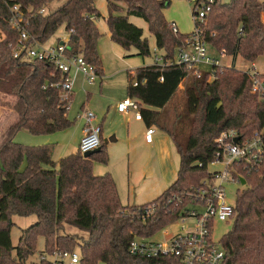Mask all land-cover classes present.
<instances>
[{
  "label": "trees",
  "instance_id": "trees-1",
  "mask_svg": "<svg viewBox=\"0 0 264 264\" xmlns=\"http://www.w3.org/2000/svg\"><path fill=\"white\" fill-rule=\"evenodd\" d=\"M55 1L0 0V28L5 34L0 39V91L16 97L12 108L17 113V121L0 145V264H27L37 252L41 236L45 241L43 254L75 251L79 246L80 264H181L175 256L132 255V233L156 235L185 214V209L196 201L197 190L214 175L209 164L218 149L216 138L225 130H236L245 138L261 129L264 100L252 91L249 71L235 66L201 65L199 76L178 63L154 62L128 71V94L155 108L143 107L142 114L150 125L158 124L170 135L180 154V164L174 182L155 199L124 205L113 175L94 172L95 161L109 160L107 143L102 139L100 151L90 156H84L79 148L59 160L54 159L53 144L30 145L14 139L21 130L34 135L64 131L74 121L68 117L73 93L63 100L62 89L56 86L62 72L48 61L13 56L19 31L9 23L10 5L19 3L25 12H34L26 27L35 39L46 42L64 27L70 35V54L81 53L98 71L101 69L97 42L102 30L98 22L104 16L96 0H62L50 10ZM107 2L105 20L111 39L125 50L134 47L135 55L157 54L151 51L143 28L133 23L131 16L148 22L165 62L173 60L178 48L188 44L192 32H175L173 23L165 17L164 10L172 0ZM41 8H46V13H40ZM262 12L264 0H215L204 21L196 25L200 23L204 38L219 54L240 55L255 62L264 55ZM259 77L264 79V73ZM179 91L185 93L190 118L184 142L170 128V116L165 115ZM234 167L235 177L245 179L246 187L238 189L232 227L221 237L226 253L223 264H264V166L251 171L242 164ZM151 204L153 212L146 213ZM13 214L38 217L22 230L17 245L11 236ZM66 225L87 236L63 232ZM40 264L51 262L40 260Z\"/></svg>",
  "mask_w": 264,
  "mask_h": 264
},
{
  "label": "built area",
  "instance_id": "built-area-1",
  "mask_svg": "<svg viewBox=\"0 0 264 264\" xmlns=\"http://www.w3.org/2000/svg\"><path fill=\"white\" fill-rule=\"evenodd\" d=\"M192 1L197 16L195 21H204L215 0H207L199 4L196 3V0ZM9 9L11 13L9 23L13 29L19 31L13 45V56L23 60L37 59L51 62L58 71L62 72V80L56 86L61 87L63 100L70 98L73 93L75 80L73 70L81 72L88 83H94L98 79V67L95 64L88 62L81 53L70 54L69 32L66 31V36H59L56 43L48 42V40L46 42L38 41L26 27L34 12H31V9L25 12L19 3L10 5ZM40 13H46V8H41ZM173 29L175 32L179 31L174 23ZM4 37L5 34L0 28V39ZM208 47L209 44L203 36L200 23H198L189 37L188 44L178 48L173 60L165 62L161 54L155 55V62L185 64L188 69L193 70L199 76L201 65H221L219 59L210 54ZM249 73L253 80L252 91L264 100V79L259 77V72L256 69ZM134 85H137L136 81ZM140 104L137 98L128 96L117 104V109L123 113L132 111L135 113L136 119H141ZM84 116L87 123L79 143L82 153L100 146L102 132L100 124H92L95 119L92 112L86 111ZM154 131L153 127H148L146 131L147 141L153 140ZM237 136L240 135L236 130H225L216 138L218 149L211 163H223L224 169L213 171V177L205 180L204 186L197 190L196 201L190 204L185 209V214L178 219L182 221L190 219L195 226L173 235L168 234L171 237L167 240H157L153 238L155 235L143 236L133 232L129 246V252L132 255L175 256L179 258L181 264L224 263L226 253L221 244V239L213 238L215 220L232 221L234 216L235 202L227 201L224 184L226 182L241 183V179L235 177L234 174V171H237L234 167L235 164H242L250 171L264 166V125L248 137L242 138L240 136V140L235 142L234 138ZM153 210L154 205L151 204L146 208V213H151ZM80 259L79 252L70 250H57L51 255L41 257L42 261H50L51 264H80Z\"/></svg>",
  "mask_w": 264,
  "mask_h": 264
},
{
  "label": "rangeland",
  "instance_id": "rangeland-1",
  "mask_svg": "<svg viewBox=\"0 0 264 264\" xmlns=\"http://www.w3.org/2000/svg\"><path fill=\"white\" fill-rule=\"evenodd\" d=\"M228 1V0H224ZM62 3V0H57L50 5V10H54ZM104 3V0H96V5L100 7ZM124 5L125 3L122 2ZM105 9V8H104ZM166 19L169 22L176 21L179 25L180 31L183 33H190L196 26L195 19L197 16L194 14V2L192 0H172L169 7L164 10ZM263 14V12H262ZM261 14V18H262ZM264 18V16H263ZM262 18V21H263ZM130 20L136 25L143 28L144 37L148 38L151 46V51L157 52L161 55L162 51L156 48L155 35L149 30L148 22L140 17L131 16ZM107 23V22H106ZM264 23V22H263ZM102 35L99 40L102 45V51L99 52L102 64H103V80H98L96 83L87 85L84 88L81 84V77H79L73 91V97L69 106V118L74 121L73 126L65 131L55 132L51 134L34 135L27 130L19 131L15 140L30 145L39 144H53L54 145V158L59 159L67 154L75 152L78 149L80 136L83 133V129L86 126L87 119L84 114L86 111H90L95 115V119L92 124H102L103 126V142L107 143V152L109 156L108 163H102L99 161L94 162V171L98 170V167L107 168L108 171L114 172H126L129 167V158L125 151V134L126 129V117L117 112L116 106L119 102L127 98V85L129 80L127 77V70L129 68H136L139 66L152 64L155 62V54L152 53L148 56L131 55L136 53V48L125 50L124 53H120L119 50H115L116 45H113L111 37L107 35L104 28L98 23ZM109 29V27H108ZM106 29V31L108 30ZM65 32V28H60L48 42L56 43L57 34ZM120 47V46H118ZM209 52L212 55L219 56L220 64L224 66H235L238 69L244 71H253V62L245 60L242 56L219 54L218 52L209 45ZM119 49V48H117ZM121 49V48H120ZM130 55V56H127ZM125 56V58H124ZM256 68L262 74L264 73V55L257 59ZM99 79V78H98ZM16 100V97L7 95L0 91V145L7 136L9 127L17 121V113L13 110L12 106ZM165 115L170 116L169 125L170 128L176 133L180 142H184L189 132L190 118L187 109V100L185 93L179 91L171 100L167 108L165 109ZM176 119H178L176 123ZM168 122V121H167ZM155 130L160 131L161 127L155 124ZM169 136V134L166 132ZM116 136L119 138L118 141H111V137ZM48 140V141H47ZM173 149V160L174 166L178 170L180 164V154L170 137ZM51 141V142H50ZM99 165V166H98ZM173 162H169V172L172 171ZM224 169L223 163H211L209 164L210 171H220ZM95 171V172H96ZM98 172V171H97ZM178 172V171H177ZM242 180V179H241ZM227 201L234 203L238 189L246 187L245 184L238 182H226L224 184ZM126 202V201H125ZM200 209V208H198ZM12 220L14 224L11 227V236L14 245H17L18 240L22 234V230L32 223L38 220L36 214L31 215H18L13 214ZM184 226V228H183ZM195 226L194 222L190 219L182 221L178 220L165 229L157 233L153 238L157 240H167L174 233L183 232L184 230L192 229ZM232 227V221L215 220L213 227V238L220 240L221 237L227 233ZM167 231V233H164ZM65 233L78 234L79 236H87V233L70 225L65 226ZM45 248L44 237L38 238L37 252L31 255L27 259V264H40L42 256H48L46 253L43 254ZM75 251L80 252V247L77 246ZM98 264H105L100 261Z\"/></svg>",
  "mask_w": 264,
  "mask_h": 264
},
{
  "label": "crops",
  "instance_id": "crops-1",
  "mask_svg": "<svg viewBox=\"0 0 264 264\" xmlns=\"http://www.w3.org/2000/svg\"><path fill=\"white\" fill-rule=\"evenodd\" d=\"M121 5L123 4L121 3ZM96 6L98 7L102 15L104 16V18H101L98 23L102 25L107 35L111 37V32L108 29V25L105 20L108 14V2L107 0H104V3H102V6L101 5L100 7L98 5ZM123 7H126V4H124ZM263 16H264V12L262 14V18ZM263 22H264V18H263ZM172 23H174L180 30L179 25L177 24L176 21H172ZM106 29L108 30L106 31ZM57 35L58 37L59 36L63 37L67 35V32L65 30V32L57 34ZM100 41L101 39L99 40L98 47H97L98 52L102 51V45ZM113 45L114 46L116 45L115 50L117 51L119 50L120 53H124L125 51L124 48H122L119 44L114 42ZM131 55H135V53ZM156 55H159V54H156ZM127 56H130V55H127ZM212 56L215 57V55H212ZM216 57L220 59L219 56H216ZM100 60H101V66H100L101 69H99L98 71L99 79H97L94 83H96L98 80L100 81L103 80L104 68H103L101 56H100ZM256 62L257 60L253 62L254 66L252 67V69H256V71L259 72L256 68V64H255ZM133 69L135 68H129L127 70V77H128V71H132ZM73 74L75 77L74 87L79 77H81V84L83 88L87 85L94 84V83H88L85 76L79 71L73 70ZM74 87H73V91H74ZM127 93H128V90H127ZM128 96H131V95L128 94ZM137 99L141 103L140 104L141 112H142L143 107L149 108V109H155L154 107L144 104L139 98ZM116 109H117V106H116ZM117 112L123 115L124 114L127 115L126 117L127 132L125 134L124 142H125V151H126L127 157L129 158V167L127 168L126 172L117 173V172H114L116 171L114 170L111 173L110 172L111 170L108 171L107 168L102 169L101 167H98V170H97L98 172L96 170H95L96 172L95 171L94 172L98 175H103L105 173H111L113 175L116 181L119 197H120L122 204L124 205L143 204L159 196L171 183L174 182V180L177 177L178 170L174 166L173 149H172V143L170 140V135L168 136L166 134V131L163 130L162 128L160 131L157 132V130H155L156 128L155 125L154 124L150 125L147 119L143 116V114H142L141 119H136L135 113L132 111H130L129 113H123V112L118 111L117 109ZM68 117H69V114H68ZM100 126L102 128L101 139L103 140V126L102 124H100ZM148 127H153L155 130L154 135H153V140L151 142L146 140V131ZM83 134H84V129H83V133L80 136L81 138ZM80 140H79V143H80ZM118 140L119 138L116 136L111 137V141H118ZM78 149H79V145H78ZM54 159L59 160L60 158L59 159L54 158ZM169 162L170 163L173 162V168L171 172H169Z\"/></svg>",
  "mask_w": 264,
  "mask_h": 264
},
{
  "label": "water",
  "instance_id": "water-1",
  "mask_svg": "<svg viewBox=\"0 0 264 264\" xmlns=\"http://www.w3.org/2000/svg\"><path fill=\"white\" fill-rule=\"evenodd\" d=\"M239 140H240V136H237V137L234 138V141H235V142H238ZM100 149H101V147L99 146V147H97V148H95V149H92V150H89V151L84 152L83 155L86 156V157H87V156H90L91 154L100 151ZM245 182H246L245 179H242V180H241V183H242V184H244Z\"/></svg>",
  "mask_w": 264,
  "mask_h": 264
}]
</instances>
